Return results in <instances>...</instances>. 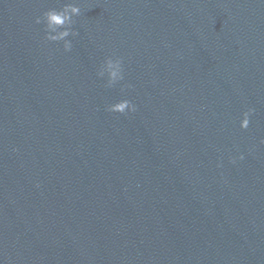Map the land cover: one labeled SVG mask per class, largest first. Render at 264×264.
<instances>
[{
    "label": "water",
    "instance_id": "water-1",
    "mask_svg": "<svg viewBox=\"0 0 264 264\" xmlns=\"http://www.w3.org/2000/svg\"><path fill=\"white\" fill-rule=\"evenodd\" d=\"M67 2L0 0V264H264V0H79L65 52Z\"/></svg>",
    "mask_w": 264,
    "mask_h": 264
},
{
    "label": "clouds",
    "instance_id": "clouds-1",
    "mask_svg": "<svg viewBox=\"0 0 264 264\" xmlns=\"http://www.w3.org/2000/svg\"><path fill=\"white\" fill-rule=\"evenodd\" d=\"M81 14L79 0H70L64 3L60 8H49L41 16L35 18L37 24L43 23L45 42H62L63 50L70 52L73 48V39L79 35V32L73 27L76 23V17ZM96 76L105 79V87L112 88L118 82L124 79V69L122 58L119 56L106 57L99 65ZM131 85H129L130 87ZM106 110L114 113L126 114L136 111V105L129 99H119L106 106ZM254 109L249 107L241 113L239 126L247 129L250 124V116ZM264 143V139L260 141ZM237 159L243 160L244 153L238 156L230 157L232 163ZM221 166L220 164L217 165Z\"/></svg>",
    "mask_w": 264,
    "mask_h": 264
}]
</instances>
